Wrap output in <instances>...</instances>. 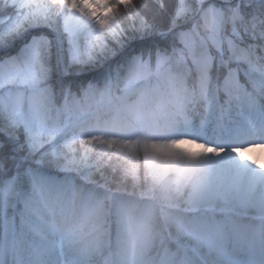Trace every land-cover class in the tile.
<instances>
[{"label": "snow or ice", "instance_id": "6c2138e0", "mask_svg": "<svg viewBox=\"0 0 264 264\" xmlns=\"http://www.w3.org/2000/svg\"><path fill=\"white\" fill-rule=\"evenodd\" d=\"M205 11L220 16V30L199 29ZM0 13L6 17L0 19L6 25L0 31V222L11 264L44 250L43 242L27 239L42 226L37 173L64 159L60 141L87 123L82 101L65 88L69 76L87 75L111 88L145 53L151 61L153 54L189 49L208 90L202 127L255 117L264 132V0H179L171 11L169 0H0ZM246 160L264 169L258 159Z\"/></svg>", "mask_w": 264, "mask_h": 264}, {"label": "trees", "instance_id": "16d2710c", "mask_svg": "<svg viewBox=\"0 0 264 264\" xmlns=\"http://www.w3.org/2000/svg\"><path fill=\"white\" fill-rule=\"evenodd\" d=\"M135 2L143 3L144 0H135ZM178 3L179 0H176L173 5L172 0H170L169 9L173 10ZM0 16H5V14L0 13ZM179 31L180 29L177 30V32ZM174 38L176 45H180L178 36L174 34ZM172 39H169V44ZM182 53H186V49ZM185 59V63L181 64L171 59L167 63L166 70L171 73V78L177 82L189 81L188 98L192 103L203 108L207 96L204 91L199 90L200 84H203V70L195 62L196 56L193 52L190 55L186 54ZM132 65L131 61L123 70L122 81L119 86L113 85L109 88L102 83L97 84L95 81H90L92 89L89 90V87L83 85L81 80L65 83V88L70 87L72 93L77 94L82 101V111L87 123L80 128L84 130L86 135L92 134L93 131H97V133H126L139 126V121L132 124L120 123L122 109L126 101L150 92V86L157 80V75L151 72L148 77L138 81V74L131 71ZM129 84H133V86L125 90V86ZM59 104L60 96L58 93L56 106ZM164 111L169 113V118L172 121L178 122L180 120V113L173 107H164ZM222 124L230 125L231 122L226 120ZM210 129L212 133L225 134V131L221 130V125L217 126L215 120ZM228 130L230 129L228 128ZM70 138L71 136L62 139L59 147H65L66 142L71 140ZM91 149L88 158L90 162L88 169L91 172L88 179H82L80 174L74 171H62L59 161L51 165L46 164L37 173V182L41 177L46 185L45 195L38 199L39 218L42 226L33 228L27 239L41 238L43 243H46V247L40 253L34 249L30 261L20 258L17 264H88L85 260L94 253L103 252L101 256H104L106 245L97 251H86L73 238L72 216L76 208L77 197L89 194L97 197L101 204L100 211L104 222L110 226L113 204L124 197L139 196V189L143 187V170L147 153L142 150L133 159L130 157L131 154L123 148ZM126 170L134 171V175H126ZM230 173L234 176L231 170ZM244 184L240 195L237 198L234 197L238 199L235 205L240 204L241 207L234 206V203L230 207H226L220 200H216L214 207L209 210H183L180 223L176 222V210L161 208V228L155 239L147 246L144 253V264H200L194 253L189 251L184 244L189 239L190 231L195 230L207 234L210 246H212V253L217 259L219 257L221 262L222 258L218 253H221L222 250H229L231 244L228 247L223 240H219L220 229L229 228L233 231L232 229L237 226L249 225L253 219L246 218L243 212L249 211L248 206L252 200H264V176L259 177L257 181L251 178L249 183ZM103 189L109 195L106 196L102 191ZM72 194L75 195L74 200L68 201ZM48 228H52L56 232L48 233ZM63 232L66 236L64 239L61 238ZM57 233L58 238L54 237ZM234 233L237 234L238 232L234 230ZM111 235L112 229L110 227V241ZM237 235L240 236V234ZM49 243L54 246L48 247ZM7 248L8 237L5 234L4 224L0 222V264H7L8 262Z\"/></svg>", "mask_w": 264, "mask_h": 264}, {"label": "clouds", "instance_id": "9594fccd", "mask_svg": "<svg viewBox=\"0 0 264 264\" xmlns=\"http://www.w3.org/2000/svg\"><path fill=\"white\" fill-rule=\"evenodd\" d=\"M197 25L205 33L216 32L223 26L220 16L210 11L201 14ZM154 95L159 96V105L154 103ZM179 102L178 96L163 91L157 94L147 92L125 102L120 123L158 119L163 107H174ZM244 146L237 145L234 149ZM185 149L196 151L199 144L179 139L166 148L149 153L144 162L143 187L139 189V196L124 197L113 204L110 226L104 222L97 197L90 194L78 196L72 216L75 242L86 251H97L109 243L111 227L109 264H144L147 246L161 228L160 209L191 211L198 204L205 175L200 165L188 161ZM234 149L232 154L235 156ZM254 151L255 148L249 149V152ZM249 152H242L241 155L247 156ZM259 164L264 165V153ZM125 174L134 175V171L126 170ZM181 219L176 222L180 223Z\"/></svg>", "mask_w": 264, "mask_h": 264}, {"label": "rangeland", "instance_id": "374dc122", "mask_svg": "<svg viewBox=\"0 0 264 264\" xmlns=\"http://www.w3.org/2000/svg\"><path fill=\"white\" fill-rule=\"evenodd\" d=\"M175 1L176 0H172L173 5ZM169 11L171 10L169 9ZM4 18L6 17L0 16V19ZM181 23L183 22L181 21ZM131 24V19L125 22L126 27H130ZM5 28L6 25L1 24L0 31H3ZM171 87L172 83L170 84V88ZM184 115L185 114H183V116ZM187 119L188 116H186V119H184L185 129L183 126L181 130L173 133L172 137L163 135V133L159 129V126L156 124L155 119L151 120V125L153 127L151 131L141 134L137 131L132 132L127 135L126 138L121 141V143L130 151H135L139 148V145H142L148 150L149 155L150 152H155L159 149L168 147L176 140H186L185 137L195 135L198 137H202L204 135L202 121L199 118H195L194 123L186 124ZM205 124L206 122L203 124V126H205ZM177 136H179L180 138H176ZM95 138L96 137L87 138L91 139L93 141L92 143H82L81 139H77L66 143L65 147L63 148L59 147V150L64 158L59 161L60 166L65 169L79 172L84 178H88L91 172L88 169V165L90 163L88 158L90 155V151L92 150L91 148L103 147L106 145L97 142ZM103 139L105 141H113L112 138ZM206 150H208L207 147L199 144V149H197L196 151H186L184 153L190 163L198 164L202 167L205 175V183L202 190L198 194V204L195 209L212 207L214 206L216 200H220V202L226 207H230L233 203L234 206L241 207L240 204L235 205V202L238 200L236 198L240 195L241 188L245 186L244 183H249L251 181V178L253 180L258 179L259 175L256 173V171L264 173V169H260L257 166L252 167V165L254 164L246 159H258L259 161L261 154L264 153V147L260 149L255 148L254 152H249V150L243 148L242 150H238L240 156L237 155V153L235 154V156L233 154H228L227 156L226 154L214 153V156L211 160H207L208 155H206L205 153ZM242 152H249V154L247 156H244L241 155ZM237 157H239V159H237ZM65 161L69 163L66 164ZM230 170L234 173V176H232L231 173L229 174ZM253 207H255V211H253V213L256 216H264V200L253 204ZM253 234H255V232H253L252 235ZM256 244H259L257 240H255L254 246H256ZM252 249L253 248H251V250Z\"/></svg>", "mask_w": 264, "mask_h": 264}]
</instances>
